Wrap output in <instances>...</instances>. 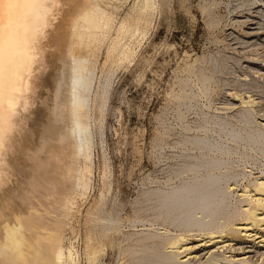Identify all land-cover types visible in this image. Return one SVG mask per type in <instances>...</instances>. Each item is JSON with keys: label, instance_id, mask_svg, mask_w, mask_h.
I'll return each instance as SVG.
<instances>
[{"label": "bare ground", "instance_id": "bare-ground-1", "mask_svg": "<svg viewBox=\"0 0 264 264\" xmlns=\"http://www.w3.org/2000/svg\"><path fill=\"white\" fill-rule=\"evenodd\" d=\"M121 1L30 0L15 13L14 23L5 29V35L0 39V264L77 263L73 248L65 246L67 243H63L58 230L51 229L52 226L44 229L46 217L37 214V209L34 213L32 202L25 197L21 187L14 184L11 171L17 170L16 159L30 162L34 153L52 154L51 157L57 151L61 156L59 151L66 142L72 147L74 157L80 160L77 170H73L74 185L82 192L87 190L89 173H85L89 172L92 162L89 120L98 100L100 105L105 102L100 81L94 84L95 65L100 56L102 67L127 60L132 48L126 46V40L147 31L151 10L155 8L153 0H134L117 19V3ZM6 11L14 12L12 9ZM252 28V33H256V28ZM227 62L225 57L216 56L214 70L224 72ZM231 62L235 64V61ZM199 79L206 83L208 76L200 74ZM227 92L228 101L233 103L230 107H241L240 123L207 119L201 125V132L183 136L179 142L182 145L191 143L196 152H180L189 159L174 164L173 173L178 179L166 184L162 182L164 185L146 191L145 200L155 210L154 218L182 231L168 235L164 228L160 232L152 231L150 225L141 229L146 233L143 241H147L131 252L133 264H250L258 256L264 257V250H259L260 246L264 247V175L254 177L238 189L243 202L240 208L242 220L232 223L227 230L211 228L235 184L231 182L232 171L227 168L222 154L240 144L244 147L257 145L264 151V119L256 125L254 121L251 123L250 108L244 107L259 102V99L237 88ZM64 103L69 125L60 114ZM17 107L23 112L12 118ZM186 172L188 174H184ZM31 179L47 186L40 175ZM110 211L114 210L104 209L102 213H106L109 221H117L114 212L112 217ZM188 228L199 231L183 230ZM91 238L86 237V263L96 264L97 254L103 250L99 251L94 236ZM218 255L222 258L218 259Z\"/></svg>", "mask_w": 264, "mask_h": 264}, {"label": "rangeland", "instance_id": "rangeland-1", "mask_svg": "<svg viewBox=\"0 0 264 264\" xmlns=\"http://www.w3.org/2000/svg\"><path fill=\"white\" fill-rule=\"evenodd\" d=\"M133 1L117 3V19ZM153 2L155 8L151 10L145 34L142 32L144 35L126 40V46L132 48L130 59L102 67L100 56L95 65L94 84L100 81L105 102L100 105L98 100L89 120L92 162L89 172L85 173H89L86 192L74 185V171L80 160L74 157L72 147L66 142L67 146L63 143L62 151H59L61 156L57 151L51 157L52 154L34 153L30 162L16 159L17 170L11 171L14 184L20 186L32 202L34 213L37 209L36 213L46 217V222L51 224L45 222L44 229L52 226L51 229H57L62 236L63 243L68 244L65 246L71 245L76 264H87L86 237L89 236L91 239L94 236L98 250H103L97 254L96 264H130L131 252L147 241H143L146 233L141 229L144 227L152 226V231L158 232L164 228L168 235L182 231L154 218L155 210L145 200L146 191L178 179L173 173L174 164L189 159L180 154L196 152L191 143L182 145L179 142L183 136L201 132V125L207 119L240 123L241 107L235 104L234 108L230 107L233 103L229 102L227 91L237 88L252 94L256 100L258 98L259 102L244 107L250 108L251 123L254 121L256 125L264 119V29H261L264 28V0ZM252 26L257 30L254 34ZM216 56L227 59L224 72L214 70ZM200 74L208 76L206 83L200 81ZM62 105L60 114L67 122L68 109L65 103ZM16 111L12 118L23 112L20 107ZM224 153L225 164L233 175L231 182L235 184L222 213L217 215V227L215 224L211 227L220 230H227L243 218L240 209L243 202L238 189L254 177L264 175V151L259 146L240 144ZM35 175H40L47 186L32 180ZM85 177L87 179V175ZM95 198L99 205L93 200ZM102 209L114 210L110 214L117 221H109ZM183 230L199 231L196 228ZM259 250L264 247L260 246ZM220 257L218 255V259ZM257 258L256 264H264L262 255Z\"/></svg>", "mask_w": 264, "mask_h": 264}, {"label": "snow or ice", "instance_id": "snow-or-ice-1", "mask_svg": "<svg viewBox=\"0 0 264 264\" xmlns=\"http://www.w3.org/2000/svg\"><path fill=\"white\" fill-rule=\"evenodd\" d=\"M29 2L30 0H0V39H3L5 29L14 23L15 13ZM6 9L14 10L13 14H9Z\"/></svg>", "mask_w": 264, "mask_h": 264}]
</instances>
